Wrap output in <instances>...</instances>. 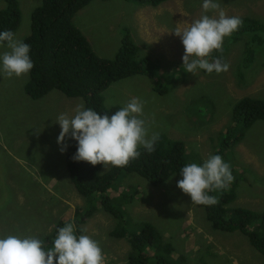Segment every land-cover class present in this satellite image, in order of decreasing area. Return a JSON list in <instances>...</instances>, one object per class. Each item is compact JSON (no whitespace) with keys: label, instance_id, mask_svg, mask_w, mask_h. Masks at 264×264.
<instances>
[{"label":"rangeland","instance_id":"rangeland-1","mask_svg":"<svg viewBox=\"0 0 264 264\" xmlns=\"http://www.w3.org/2000/svg\"><path fill=\"white\" fill-rule=\"evenodd\" d=\"M41 2L20 0L17 39L22 41L30 34L33 11ZM216 2L228 16L264 22V0ZM202 3L91 0L74 18L102 57L117 54L128 27L130 40L139 47L136 59L145 60L155 74H136L112 82L104 92L106 104L123 107L132 98H140L145 102L142 118L149 136L159 133L165 140L182 141L190 163L202 165L223 147L221 157L231 165L236 180V198L228 205L262 212L264 120H256L240 143L229 145L232 137L226 138L225 130L231 126L232 111L240 98L264 97V43L246 41L252 35L237 37L233 32L223 43L225 62L230 65L227 72L209 74L198 69L195 75L187 73L182 60L184 47L173 31L179 23H191L205 14ZM4 6L5 1L0 0V9ZM207 15L217 13L209 11ZM248 41L261 52L252 63L244 62ZM4 51L8 49L0 47V53ZM28 79L29 74L10 79L0 74V237L32 235L44 240L51 234L54 237L59 222H73L76 229L87 230L78 236L86 234L99 241L105 264H128L130 242L111 232L131 230L144 222L153 224L173 245L176 264H264L263 254L240 230L227 232L212 225L206 209L177 187L180 173L160 185L135 172L122 174L108 193L113 206L125 212L124 222L121 216L106 211L97 194L92 215L85 223L76 222L87 201L70 180L65 162L68 138L67 149L61 152L57 143L61 128L54 122L61 113L74 116L76 106L85 105V100L57 89L40 99L31 98L25 91ZM111 167H102V172Z\"/></svg>","mask_w":264,"mask_h":264},{"label":"trees","instance_id":"trees-1","mask_svg":"<svg viewBox=\"0 0 264 264\" xmlns=\"http://www.w3.org/2000/svg\"><path fill=\"white\" fill-rule=\"evenodd\" d=\"M5 6L0 9V32L18 29L22 11L20 0H4ZM91 0H42L32 14L31 32L22 41L30 45V57L34 63L25 84L26 93L34 99H40L50 91L57 89L69 97H82L85 107L92 108L100 114L111 115L122 108L119 104L107 105L104 92L114 81L136 74L155 75L148 69L145 60H137L138 45L129 38L130 31L125 27L122 45L113 58L99 56L92 48L82 29L76 24V13ZM142 4L158 5L166 0H130ZM239 35L264 43V22L253 17H243ZM123 29V30H124ZM259 33V35H257ZM254 34V35H253ZM257 35V36H256ZM238 39V38H237ZM249 46V41H248ZM226 47L223 51H214L209 61L221 58L225 62ZM245 63L254 62L259 49L253 46L245 48ZM175 68V67H174ZM205 71V70H204ZM264 120V97L244 96L236 103L232 111L231 126L227 127L226 138L232 137L229 145L240 143L246 130L256 121ZM223 132V133H225ZM78 142L68 139L66 151V167L70 180L77 192L86 201V206L78 211L76 222L85 223L95 210V194L101 196V202L109 213L121 216L124 222L125 212L114 207L109 190L114 182L126 173H138L148 179L153 185L164 184L187 163H190L185 153V145L179 140H165L159 137L154 145V151L149 154L141 147V155L132 160L126 167H111L102 172L103 165H91L85 161H74ZM228 145V146H229ZM217 150V149H216ZM224 148L216 151L222 155ZM234 180L227 189L210 192L218 203L212 206L202 205L207 211V218L212 225L220 230L233 232L240 230L250 243L264 256V210L256 212L252 209L229 206L236 198ZM138 193L136 190L135 194ZM122 214V215H121ZM67 221H61L58 227H63ZM146 223V222H145ZM56 231L52 237L44 239L46 247L52 246ZM76 229V235L82 233ZM84 233V232H83ZM111 235L126 237L131 245L128 264H176L174 247L166 242L153 224H143L131 230H113Z\"/></svg>","mask_w":264,"mask_h":264},{"label":"clouds","instance_id":"clouds-1","mask_svg":"<svg viewBox=\"0 0 264 264\" xmlns=\"http://www.w3.org/2000/svg\"><path fill=\"white\" fill-rule=\"evenodd\" d=\"M205 14L191 23H184L174 29L184 47L183 67L187 73L195 75L198 69L211 74L227 72L230 65L216 58L210 62L208 57L214 51H223L226 37L238 31L243 20L237 16H228L216 0H203ZM214 11L216 16L207 13ZM0 47L8 51L0 53V74L6 78L26 76L34 67L29 55L30 45L17 39L11 30L0 32ZM179 78V77H177ZM144 101L132 98L125 106L113 114H100L80 103L75 115L61 113L54 123L61 131L57 143L61 152L66 151V138L78 142L74 161H85L106 169L126 167L141 155L143 147L147 153L154 151L159 133L149 136L147 122L143 119ZM182 179L177 187L190 196L196 204L212 206L218 203L210 192L227 189L234 181L231 165L220 155H210L203 164L187 163L180 170ZM82 233L86 229L80 230ZM105 255L98 240L86 234L76 235L73 222L57 229L52 246L46 247L44 241L36 236L9 234L0 237V264H105Z\"/></svg>","mask_w":264,"mask_h":264},{"label":"crops","instance_id":"crops-1","mask_svg":"<svg viewBox=\"0 0 264 264\" xmlns=\"http://www.w3.org/2000/svg\"><path fill=\"white\" fill-rule=\"evenodd\" d=\"M80 27V26H79Z\"/></svg>","mask_w":264,"mask_h":264}]
</instances>
